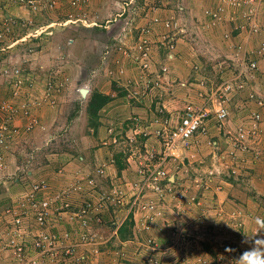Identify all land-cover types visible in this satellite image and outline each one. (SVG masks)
I'll use <instances>...</instances> for the list:
<instances>
[{
    "label": "rangeland",
    "instance_id": "374dc122",
    "mask_svg": "<svg viewBox=\"0 0 264 264\" xmlns=\"http://www.w3.org/2000/svg\"><path fill=\"white\" fill-rule=\"evenodd\" d=\"M34 1L37 2L36 8L23 7L29 12L28 18H25L7 11L15 9V7L22 9L18 0H0V49L1 53L5 54L1 55L5 56V59L0 58V64L10 63L11 66H22L24 79L34 82V88L30 90L31 95L37 98L44 95L47 85L51 82V77H57L56 87L60 90L57 104L60 107V118L58 119L60 127L54 130V135L41 123L26 132L24 130L28 125L26 118L18 115L17 118L8 121L9 115L3 114L0 110V122L6 120V123L10 124L7 126L22 128L19 135L5 137L6 141L1 145L4 158L0 164V180L4 178L9 183L12 181L11 185L14 188L9 191L7 189L4 191L5 188L0 189V195L6 196V204L3 209H0V264H78L77 257L85 255L83 252H76L74 255L66 252H58L57 255L51 252L43 254L31 246L28 252H25L23 260H19L14 254L12 245L6 247L13 231V214L7 212L11 210L22 213L23 227L21 231L27 244L32 245L35 233L33 231L36 227L38 231V226H36L34 213L31 209V199L41 200L55 195L53 185H51L52 188L42 192H35V185L44 180L49 182V179L45 177L46 171L43 169L54 168L51 163L52 165L57 163L53 162L55 154L72 153L76 157L75 159H79L85 150L88 151L92 148V143H84L83 138L88 137L94 141L95 138H99V132L88 126L87 107L91 96L102 92V94L110 93L111 95L116 92L119 96H127L133 106L138 105L143 108L138 111L139 113L131 116L130 122H133V125L131 123L128 127L119 125L118 129L110 127L107 138L100 141L101 145L102 142H107L106 146L110 148L109 143L119 146L118 150L123 149V157L127 154L132 158L131 163L128 164H133L134 172L138 168V162L144 161L147 150L158 148L157 140L148 134H154L158 126L165 124L169 119V114L162 107L163 104L169 105L175 110L176 117L173 119L174 121H171L172 125L179 113L189 104L199 106L208 104L213 108H219L220 103H223L229 108L230 117L221 123L212 115L205 123L206 132L196 134L188 148L179 150L178 157L171 161V166L175 168V171L173 170L175 174L183 172L184 177H182L180 185L184 190L191 191L184 181L188 177L191 184L197 188V194L189 196L195 198V201L186 202L188 204L195 203L199 206L200 203H203L202 199L210 202L212 201L210 197L216 194V189L228 188L230 191L227 192L228 199L233 201L232 205L237 209L234 217L232 216L237 219L235 226L234 221L232 224L233 219L229 217L230 215H226L230 219V226H233L234 241H237V243L233 242V250L239 253L243 235L255 234L257 231L256 218L264 219V122L260 125L261 134L254 140L244 143L247 150H240V147L236 149L237 146L231 145L230 141L235 137V130L240 125L247 124L253 112L257 111L264 116V93L258 86V82H252L256 78L259 79L258 75L264 79V73L259 74L258 71L254 77L245 76L248 73H244L242 78L233 80L240 71L239 61H233L230 57L232 56L231 52L225 48L236 46L238 41L243 43L242 39L245 35V42L247 41L245 49L254 43L252 49H247L248 52L253 53L264 43V33L255 36L245 32L238 38L234 37L232 30L235 28L237 17L239 18L241 14L239 11L234 13V10L228 9L225 4L223 5L225 13L218 27L207 28L204 10L215 8L218 5L209 4L207 0H197L203 12L200 11V15L194 16L188 8V4L183 0H135L128 7L125 3H128L129 0H89L87 4L79 7L72 6V0H54L57 4L53 9L48 7L49 2H53V0ZM126 7L127 13L120 17L119 14L123 13ZM151 8H154L153 13L155 14H150ZM229 12L230 14H228ZM155 16L161 18L163 22L173 18L177 22L178 28L168 32L163 26L156 25L153 33L149 35L153 58L152 73L150 74L135 64L133 55L136 53L135 45L140 36L138 32L147 27L151 23V18ZM233 18H235V24L231 27L229 23H233ZM68 20H73V23L65 24ZM127 22L131 23L132 27L129 33L127 32L129 30L126 26ZM259 22L264 25V11ZM167 35H174L176 38L175 53L170 52V43L167 44V41L164 40ZM121 38L123 40L119 42ZM14 43L17 44L14 45ZM181 46L185 48L182 50L186 54L184 56L180 51ZM36 50H42L44 55L42 65H38V67L42 66L41 72H39L42 79L36 76L34 70H31L30 57L27 59L24 57L26 53H35ZM32 53L30 54L32 55ZM169 53L175 55L178 63L181 62V69L183 68L184 71L179 69L180 66L178 67L177 63V67L170 65L167 59ZM6 54H8L7 58ZM165 66L169 67L167 73L162 71ZM148 74L155 80L151 85L149 82L147 85ZM230 79L233 80L234 89L225 93L222 82ZM156 82L159 83L156 84ZM251 82L252 84H250ZM262 83L264 85V80ZM2 84L6 98L0 100V107L3 102L11 100V86L0 75V86ZM240 85L243 87L239 88ZM82 88L89 90L86 97L80 94ZM250 94H254L253 99L249 98ZM20 101L18 99V102ZM47 104L49 103L45 102L42 106ZM160 109L163 112H160ZM20 119L26 120L25 125H19ZM229 131L232 132V135H229ZM136 132L138 133L136 134ZM51 134L55 138L53 141H50L53 136L48 138ZM134 136L137 137L135 146L130 142ZM114 138H117V143L113 142ZM180 152H183L181 156ZM90 165L92 166L90 167L92 168L90 169L91 174L95 175L98 170H105L108 177H96L98 186L95 188V192L87 191V194L92 193L99 198L103 193L111 194L116 187H119L116 182L115 186L111 182L114 178L112 179L109 175L107 164ZM58 170L59 168L56 169V171ZM38 173H43L44 177L37 178ZM82 175L83 173H81ZM91 177L93 176L91 175ZM73 179L75 182V176ZM106 180H110L109 189H104L102 186L106 184ZM127 183L129 182L124 181L123 183V189H126L124 194L129 192L130 187ZM16 184L21 186L17 187ZM73 184L75 183L67 186ZM205 192H208L209 195L204 198L203 193ZM149 193L145 198L152 201L153 199L148 196ZM212 193L213 195H211ZM113 196L115 197L116 194L114 193ZM71 198L72 202L77 204L79 200H82L81 198H84V195L83 193H74ZM73 207L78 208L75 205ZM235 207L232 209L234 210ZM122 208H125V212L127 211V206H122ZM57 214L58 212L53 213V228H49L53 234H59L66 230V225H60ZM130 218L133 216H130L126 221ZM245 219L250 223H248L247 233H243L242 230ZM114 224L115 220L107 217L103 226L100 227L104 230H111ZM114 226L117 227V225ZM62 227L64 230H61ZM100 231L96 232L99 236H97L98 240H94L93 245L97 249L103 244L101 240L99 241L102 238ZM154 245L157 247L156 243ZM79 248L81 247H78L77 250ZM6 250L10 252H6ZM85 253L89 254V252ZM91 253L93 257L81 264H108L109 262L112 264H142V258H144V254L139 257L138 253L134 257L129 252H118L109 258L99 259V252ZM232 253L233 251L228 255H232ZM236 256H232V259H235ZM202 263L210 264L206 259H203ZM159 264H162L160 260Z\"/></svg>",
    "mask_w": 264,
    "mask_h": 264
},
{
    "label": "built area",
    "instance_id": "2783aa9c",
    "mask_svg": "<svg viewBox=\"0 0 264 264\" xmlns=\"http://www.w3.org/2000/svg\"><path fill=\"white\" fill-rule=\"evenodd\" d=\"M135 0H129L125 3L128 7L129 4L134 3ZM222 3L215 6V8H206L204 10V15L207 19L206 27L209 29H214L218 27V24L223 19V14L225 13L224 4L228 6V9L232 8L234 12L241 11V18L245 23L249 24V34H254L255 36L264 33V25L260 24V16L264 11V0H221ZM20 6H28L30 8H36L37 2L34 0H18ZM89 0H72L71 4L74 7H79L80 5H85ZM56 2H49L48 7L53 9L56 6ZM36 5V6H35ZM127 7L123 13L119 14L120 17L125 16L127 13ZM154 8H151L150 14L153 13ZM236 16V14H235ZM151 17V15H150ZM233 23L235 18L232 19ZM231 20V21H232ZM237 17L236 24L238 25ZM151 23L147 27L141 29L139 39L135 45V54L133 55V61L135 64L139 65L141 70L152 73V50L149 35L153 33L154 27L156 25L163 26L168 32H172L174 29L178 28L177 22L174 19L163 20L157 16L151 18ZM67 23H73V20H68ZM148 23V22H147ZM131 23L127 22L128 33L131 31ZM51 27V26H49ZM48 27V28H49ZM239 27V26H237ZM244 27H242V30ZM124 30H127L124 28ZM41 33V32H40ZM127 33V34H128ZM120 37V36H119ZM118 37V38H119ZM126 38V36H125ZM27 39V38H26ZM123 39H119V42ZM167 44L170 43V52H173L176 48V38L174 35H167L164 37ZM22 41V39H21ZM18 43V42H17ZM17 43H14L16 45ZM118 47V46H117ZM121 49V47H120ZM5 50V49H2ZM255 55L264 56V43L253 52ZM253 53H249L245 50L244 58L239 59L240 71L234 76L233 80H238L242 78L244 73H248L245 76L254 77L259 70V62ZM168 59L172 60L173 55L169 53ZM22 66H11V64H0V75L6 79L8 85L11 86V100L3 102L0 110L3 114H8L10 121L13 118L21 115L28 120V125L24 128L26 132H29L32 128L36 127L39 123V119L33 115V110L40 109L43 103L47 102L50 105L55 104V94H58L60 90L56 87L58 79L56 76L51 77V82L46 87V92L41 98L31 95L30 90L34 88V82L32 80L24 79L22 75ZM164 73L169 71V67L165 66L162 68ZM147 75L146 81L151 85L155 82L154 79ZM249 77V78H250ZM161 79V77H159ZM232 79L224 80L222 82V87L225 93L233 91ZM159 82H156L158 84ZM185 86L184 84H182ZM243 87V85H240ZM25 88V90H23ZM30 94V95H29ZM250 99L254 98V94L249 95ZM18 99L21 101L18 102ZM42 99V100H41ZM261 104V103H260ZM20 112V113H19ZM160 112H163L160 109ZM214 115V117L221 123L226 121L230 117V110L223 103L219 105V108H213L208 104L199 106L197 104H189L179 113L177 119L172 125L171 121L176 116H171L166 120L165 124H161L154 131L152 135L154 139L158 142V148H150L147 150L144 161H139L138 168L136 170L135 179L129 183V192L124 194L125 190L121 187H116L111 194L107 192L100 195L99 198L94 195H89V197L81 198L79 203L75 204L72 202V196L74 193L85 194L87 192H95V188L98 186V181L96 177L107 176L108 173L105 170H98L97 176L91 173L81 176V172L77 174L75 184L71 186H64L60 189L55 190V195L51 198L45 197L41 200L36 198L31 199V209L34 213L36 226H38L33 231L34 239L33 244L28 245L26 239L23 237V232L21 231L23 227L22 213H17L9 211L7 213L13 214L12 222V232L9 238V242L6 243V247L11 246L14 249V254L17 255L19 260H23L25 252H28L30 247H34L38 252H51L56 255L58 252H66L67 254L74 255L77 252L78 247H86L89 245H94V240H98L94 227H100L104 224V213L109 212L111 205L122 207L127 206V214L125 221L130 217L134 216L137 212L145 213L144 218L146 222L142 223V230L149 231L151 225L161 216L159 211V204L156 200H146V194L152 192L155 194L159 201H166L171 199L178 205L184 204L186 202H193L195 198L189 197L188 191L184 190L180 183L171 182L170 174L168 171V166L171 161L176 159L179 150L188 148L192 138L200 133L206 132V122L209 118ZM247 124L240 125L235 130V137L230 141L231 145H243L248 140H254L257 136L261 134L260 125L264 122V116L259 112H253L249 117ZM156 123H159L156 121ZM9 123L6 120L0 122V164L3 161L4 156L2 155L1 145L6 141V138L10 135H19L22 132V128L9 127ZM138 132H136L137 134ZM232 135V132H228ZM147 135V136H148ZM6 137V138H5ZM137 138V137H136ZM135 136L132 137L131 143L135 146L136 141ZM152 138V139H153ZM148 139V138H147ZM114 143H117V138H114ZM234 146V147H235ZM243 148V147H242ZM242 150H247L243 148ZM63 170H60V174ZM91 175L93 177H91ZM50 182V181H49ZM44 180L39 184L35 185V192L46 191L51 187V182ZM52 188V187H51ZM116 194L114 197L113 194ZM94 197L96 199H94ZM190 198V200L188 199ZM75 205L78 208H74ZM54 212H58L57 216L60 225H69L71 230H64L62 233L53 234L49 228H53L52 215ZM122 222L119 226H122ZM59 225V224H58ZM119 227V228H120ZM48 229V230H47ZM47 230V232H46ZM31 232V231H29ZM146 245L155 248L154 243L151 239L146 241ZM142 257V256H140ZM26 258V256H25ZM142 264H159V260L152 254L144 255L142 258ZM86 258L83 256L77 257L78 264L86 262Z\"/></svg>",
    "mask_w": 264,
    "mask_h": 264
},
{
    "label": "crops",
    "instance_id": "0c3cea01",
    "mask_svg": "<svg viewBox=\"0 0 264 264\" xmlns=\"http://www.w3.org/2000/svg\"><path fill=\"white\" fill-rule=\"evenodd\" d=\"M183 1L188 4L189 6L188 8L192 11L193 16L200 15L201 9L199 7V3L197 0H183ZM207 2L209 4L213 3L214 5L222 3L221 0H207ZM7 11L10 14L18 15V16L20 15V17H25V18H28V14H29V12H27V9H23V7L22 9L21 7L20 8L15 7V9H8ZM228 14H230V12ZM239 14H241L240 11ZM239 18L240 20H238V24L244 27L243 30L245 31L242 30L241 33L239 32V34L235 36L234 35L235 28H234L232 30V33L233 36L236 38H238L241 34L244 35L245 32H248L247 26L249 24L245 23V21L241 18V16H239ZM229 25L231 27L234 26L233 23H229ZM243 37H244L242 39L243 46L240 43H238L240 44L238 47L229 46L225 48L231 52L232 56L230 57H232L233 61H239L241 57L244 58L243 53L245 52L247 41L245 42V35ZM48 39L50 40V37ZM253 45H248L247 49L248 50L252 49ZM184 49L185 48L181 46L180 51L181 53H183V56L186 55L184 51H182ZM30 53H26L24 57H26V59L27 57H30L31 65L29 66L31 70H34L36 76L42 79L41 76L39 75L42 66L38 67V65H42L41 64L43 59L42 57L44 56L43 51L36 50L35 53H32V55ZM1 55H5L3 54V52L0 53V58L5 59V56H1ZM7 57L8 54H6V58ZM255 57L256 60H258L259 62V70H258L259 74H262L264 73V56H260L257 54ZM176 63L178 64L177 65L178 67L180 66L179 69H181L182 66L180 65L181 62L178 63L176 59H174L173 62L170 63V65L173 67L174 65L176 66ZM181 70L184 71L183 68ZM56 74L58 73L56 72ZM258 78L259 79L256 78L252 82L254 83L258 82V86L264 93V85L262 83L264 79H262V77L260 78L259 75ZM249 81H251V79H249ZM252 82L250 84H252ZM250 87L253 88L252 85H250ZM187 94L188 92L186 93V95ZM55 95L56 96H55L54 105L47 104L44 107L42 106L40 109L33 110V115L39 119V123H41V125L45 129H50L53 135L55 134L54 130L60 127V122L58 120L60 118L59 115L60 107L59 105H57L59 94H55ZM105 95L111 96L112 101L108 103L99 113L100 127L97 128V131L99 132V138L97 139L95 138L94 141H92L88 137L83 138L84 143L86 142L88 144L92 143V148H90L88 151L85 150L83 153L84 156L81 155L79 159H75L76 157L72 153H61L59 155L55 154L56 156L55 158H53V162H57V163H55V165L54 164L52 165L51 163V166H53L54 168H50V170L49 169L47 170L46 168L43 169L44 171H46L45 177L49 179L51 184L54 186V190L60 189L66 185H70L74 183L73 177L75 176V180H76V176L80 172L83 173V175L85 173L86 174L90 173L91 172L90 169H92L90 168L92 167L90 164L92 165L97 164V166L107 164L110 173L109 175L112 177V179L114 178V180H111L110 177V180L114 186H115L114 183L116 182L117 186L124 188L123 187L124 181L130 183L135 179L136 172H134L133 170L135 168L133 164L130 165L128 164L131 163L132 158L130 156H127V154L123 157L124 154L123 149L120 148V150H118L119 146L112 145L111 143H109V145L111 146L110 148L106 146V144L108 145L107 142H102L103 145L102 146L100 141L107 138V136L109 135L108 129L110 127H113L114 129H118L119 125L127 126V127L130 123L133 125V122H130L131 116L135 115L136 113H139L138 111L142 110L143 108L138 105L133 106V104L127 99L128 98L127 96H119V94H117L116 92L113 95H111L110 93H105ZM5 96L6 94L2 84L0 86V100L2 98L5 99L6 98ZM146 107L148 108V104ZM162 107H164L165 112L167 111V113L169 114L168 118H170L173 115L175 116L174 108H171L169 107V105L166 104H163ZM150 112L152 113L151 110ZM18 123L19 125H25L26 120L20 119ZM53 135L51 134L48 138L52 137ZM54 139L55 138L53 136V138H50V141H53ZM183 152H180V156L183 154ZM119 159H121L124 162V163L122 162L121 164L122 165L124 164L125 166V169L121 171L119 170V165H118ZM46 167H49V165H46ZM58 168L59 170L56 171V169ZM61 169L63 170V173L60 174ZM174 169L175 168H172L171 164L168 166L170 181L177 183H180V181L182 182V177H184L183 172H178V174H175V172H173ZM38 174L39 176L36 175L37 178L44 177L43 173H38ZM109 181L106 180L105 181L106 184L102 185L104 189L110 188ZM184 181L191 190L188 192L189 195L191 194L196 195L197 188L191 184L189 177L186 178ZM11 184L12 181L11 183H9V181H6V179L4 180L3 178V180H0V189L5 188L4 191H6V189L9 191L12 188H14L12 187ZM15 186L20 187L21 185L16 184ZM85 192H87V189ZM208 192L203 193L204 198L208 197L209 195L207 194ZM227 192L230 191H228V188L226 187H224L221 190L216 189L215 191L216 194L212 197L209 196L212 201L210 202L206 200L204 201V199L201 198L203 200V203L200 204L198 203L199 206L195 203L194 204L184 203L178 205L175 202H173L171 199H168L166 201H159L158 198H156L155 194L149 193L148 195L149 198L158 201L159 211L161 212V216L158 217L157 220H155V222L151 225V229L149 231H144L142 230V223L144 224V222L147 221L146 218H144L145 213L137 212L134 216V220H133L134 225L131 229L132 237L126 241L120 240L118 230L120 227L119 223L125 222L127 211L125 212V208L122 207L109 206L111 210H109V212L107 213H104L103 218L109 217L111 218V220H115L114 225H117V227L113 225L111 230H104L102 229V227H94L95 232H98L102 229L100 231L101 234L100 236L102 238L99 239V241L101 240L103 244L98 249L92 245L81 247L79 248V250H77V252H83V254L85 255H81V256L85 257L86 260L91 259L93 257V254L91 252H99L98 254L99 259L104 257L109 258L113 254H117L118 252H129V254L133 255L134 257L137 256L138 253H139V257L143 256V254L144 255L152 254L154 257L160 260L162 264H203L202 263L203 259L208 260L210 264H236L234 263L235 259H232V256L238 255V252L233 251L232 255H228L229 252L226 251V249H234L233 242L237 243V241H234L235 235L233 233V228H232L233 226H230L229 224L230 221L229 217H230L233 219L232 224L234 221V226H235L237 219L233 217L234 214H236L235 211L237 209L234 205H232L234 204L233 201L228 199ZM89 194L93 195L92 193ZM83 195L84 197H89L87 193ZM211 195H213V193ZM5 197H6L5 195L4 196L0 195V209H3V206L6 204ZM8 197L10 198V196ZM94 199L96 198L94 197ZM233 207H235L234 210L232 209ZM226 214L230 216L228 217ZM243 223H244V227L242 229L243 233L245 232L247 233L249 229L248 228L249 222H247V220L245 219ZM61 230H64L63 227L61 228ZM66 230H71V227L69 225H66ZM103 230L104 233H102ZM148 239H151L154 243H156L157 247L155 245H154L155 248L147 246L146 241ZM208 243L210 244L208 245ZM6 252H10V251L6 250ZM85 252H89V254H86ZM108 264H112V263L109 262Z\"/></svg>",
    "mask_w": 264,
    "mask_h": 264
},
{
    "label": "trees",
    "instance_id": "16d2710c",
    "mask_svg": "<svg viewBox=\"0 0 264 264\" xmlns=\"http://www.w3.org/2000/svg\"><path fill=\"white\" fill-rule=\"evenodd\" d=\"M233 24H235V23H233ZM238 26L239 27H237V24H235V34H234L235 36L238 35L239 32L241 33V31H242V26H240V25H238ZM247 27H248V30H249V25ZM238 43H239V41L237 42V45L235 47H238L240 44L241 45L243 44V43H240V44H238ZM245 50L248 52L247 49H245ZM173 53H175V52L173 51ZM249 53L251 54L252 52H248V54ZM172 55H173V59L172 60H169L168 57H167V59H168V61L170 63L173 62V60L175 59V55L174 54H172ZM253 55L256 56L257 54L255 55L253 53ZM111 101H112V97L111 96H108V95H105V94H102V93H95L94 95L91 96V98L89 99V102H88V107H87V115H88V118H89L88 126L89 127L94 128V129L97 130V128L99 126L98 113H99V111H101ZM242 147L243 148H247V146H245L244 144L241 145V146L237 145V147H235V148L236 149L239 148L240 150H242L243 149ZM232 154H234V153H232ZM122 162L123 161L121 159H119L118 165H119V170L120 171L125 169L124 164L123 165L121 164ZM105 219H107V218H104V220ZM133 225L134 224H133L132 218H130V220L125 221L122 224V226L118 230L119 238H120L121 241H126V240H128V239H130L132 237L131 236V229H132Z\"/></svg>",
    "mask_w": 264,
    "mask_h": 264
},
{
    "label": "clouds",
    "instance_id": "9594fccd",
    "mask_svg": "<svg viewBox=\"0 0 264 264\" xmlns=\"http://www.w3.org/2000/svg\"><path fill=\"white\" fill-rule=\"evenodd\" d=\"M255 223L257 225L255 234L242 237L241 248L235 257L236 264H264V219L257 217Z\"/></svg>",
    "mask_w": 264,
    "mask_h": 264
},
{
    "label": "water",
    "instance_id": "95a60500",
    "mask_svg": "<svg viewBox=\"0 0 264 264\" xmlns=\"http://www.w3.org/2000/svg\"><path fill=\"white\" fill-rule=\"evenodd\" d=\"M89 93V90L86 89V88H82L80 89V94L83 96V97H86Z\"/></svg>",
    "mask_w": 264,
    "mask_h": 264
}]
</instances>
